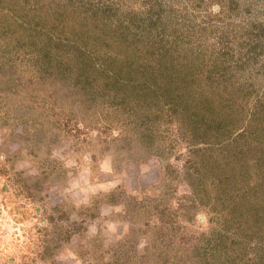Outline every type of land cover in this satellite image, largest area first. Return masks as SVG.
Wrapping results in <instances>:
<instances>
[{
  "label": "rangeland",
  "instance_id": "374dc122",
  "mask_svg": "<svg viewBox=\"0 0 264 264\" xmlns=\"http://www.w3.org/2000/svg\"><path fill=\"white\" fill-rule=\"evenodd\" d=\"M0 264H264V0H0Z\"/></svg>",
  "mask_w": 264,
  "mask_h": 264
},
{
  "label": "trees",
  "instance_id": "16d2710c",
  "mask_svg": "<svg viewBox=\"0 0 264 264\" xmlns=\"http://www.w3.org/2000/svg\"><path fill=\"white\" fill-rule=\"evenodd\" d=\"M80 9L83 10L82 12H84V14L80 13L83 16V18L89 19L90 21H92L95 24V27L105 28L104 27L105 23H103L102 18L104 17L103 19H105L107 17L105 16L104 13L103 15H99V11L93 10L91 13L89 10L85 9V7H82ZM78 36H81V35H77L76 37ZM99 36L100 35H98L94 39V40H97L96 41L97 46L93 48L95 50H96V47L97 49H99V47L101 46ZM49 40L51 41V39ZM56 43H63V42L56 41ZM71 44H74V46H70L69 44H66V45L60 44L64 46L62 49L66 48V52L62 51V49L58 47L55 54H51V50H48L50 49L48 48L42 53L41 58L37 59L39 60V64H37V66H34L36 64L34 63L33 68L36 67L35 69L39 71L40 73L39 75L41 76L42 79L45 80V78L47 77V74L52 73L51 70L55 72L62 71L63 74H66V70L71 71L79 67H81V71L76 76L81 77V81L92 79V78H89L90 76L89 72H93L95 70H98L99 72L103 74H107L108 77L110 76V77L118 78L117 71L115 72L114 69L108 66L107 64L104 65L103 69H100V68L95 69V63L92 61V58L89 56L90 54H88V53H91V55H93L94 52L86 51V49H83L80 42L76 38L73 42H71ZM56 46H58V44H56ZM60 50L62 52H59ZM46 59L48 61H46ZM74 64H78V66H75ZM88 70H91V71H88ZM61 77H64V76H61Z\"/></svg>",
  "mask_w": 264,
  "mask_h": 264
}]
</instances>
